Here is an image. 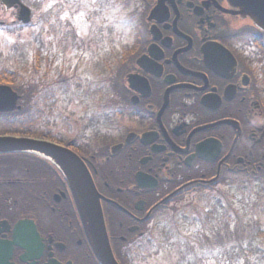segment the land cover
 <instances>
[{
    "label": "flooded vegetation",
    "instance_id": "af4514ba",
    "mask_svg": "<svg viewBox=\"0 0 264 264\" xmlns=\"http://www.w3.org/2000/svg\"><path fill=\"white\" fill-rule=\"evenodd\" d=\"M138 1L145 9L128 49L97 59L102 100L73 129L35 137L83 162L118 264L150 255L157 217L188 196L264 173V31L228 0ZM0 7L17 17L19 7ZM42 49L35 68L44 76L61 51ZM9 113L0 112V136L11 135ZM8 154L0 153V264H100L60 167L27 153L34 169L25 162L13 177Z\"/></svg>",
    "mask_w": 264,
    "mask_h": 264
},
{
    "label": "rangeland",
    "instance_id": "374dc122",
    "mask_svg": "<svg viewBox=\"0 0 264 264\" xmlns=\"http://www.w3.org/2000/svg\"><path fill=\"white\" fill-rule=\"evenodd\" d=\"M23 2L31 11L25 25L16 20V11L0 7V75L11 73L16 82L36 86L37 100L46 106L37 136L66 132L102 100L96 93L102 86L97 59L120 47L128 49L135 18L124 19V12L141 4L138 0ZM121 3L123 17L116 23ZM68 33L74 35V43ZM39 49L45 55L61 51L44 76L42 69L33 68L34 63L38 66ZM51 80L59 83L50 85ZM233 182L188 196L159 215L150 255H137L134 263L264 264V177L237 176ZM241 229L246 232L236 236Z\"/></svg>",
    "mask_w": 264,
    "mask_h": 264
},
{
    "label": "water",
    "instance_id": "95a60500",
    "mask_svg": "<svg viewBox=\"0 0 264 264\" xmlns=\"http://www.w3.org/2000/svg\"><path fill=\"white\" fill-rule=\"evenodd\" d=\"M7 8L19 6L18 20L30 21V10L20 0H1ZM237 7L235 14L248 17L252 24L264 31V0H228ZM154 12L151 11L150 15ZM19 95L9 85H0V112L20 109ZM0 153H32L49 157L62 170L76 208L83 222L87 240L100 264H118L111 250L99 194L78 156L67 148L33 137L0 136ZM21 222L16 224L20 229Z\"/></svg>",
    "mask_w": 264,
    "mask_h": 264
},
{
    "label": "trees",
    "instance_id": "16d2710c",
    "mask_svg": "<svg viewBox=\"0 0 264 264\" xmlns=\"http://www.w3.org/2000/svg\"><path fill=\"white\" fill-rule=\"evenodd\" d=\"M126 4V3H125ZM135 9H132L124 12V19L128 18H135L134 24H133V31L137 27L139 23H141L138 19L139 16H142L141 9H145L143 6H134ZM139 9V11H137ZM137 17V19H136ZM141 18V20H142ZM126 51V50H125ZM35 65V63H34ZM33 65L34 70L36 69ZM9 84H11L12 88L20 95V99L18 101V104L21 106L20 109H16L12 112H10V126L9 129L6 130V132H9L11 135L16 136H37V130L39 128V122L42 117L40 116L42 112V107L40 106L39 100H37L39 94L37 95L36 86H30L29 84L24 85L23 81L19 79L18 82L15 80V76H11L10 81H8ZM40 90V88H39ZM38 91V90H37ZM41 137H50L47 133H40ZM38 135V136H39ZM8 160H10L11 163V175L13 177H18L20 175V170H22V167L25 162H28V166L30 168V171L34 169L32 167L36 163V157L32 156L27 153H10L7 156ZM32 159V160H31ZM32 168V169H31ZM264 177V173L261 171H256L253 169V171L246 175L247 179H260V177ZM19 190H17V193ZM20 199L17 203H19ZM220 233L219 231H217ZM236 236H238V232L241 234H244L246 232V229L244 230H237ZM234 259V258H232Z\"/></svg>",
    "mask_w": 264,
    "mask_h": 264
}]
</instances>
